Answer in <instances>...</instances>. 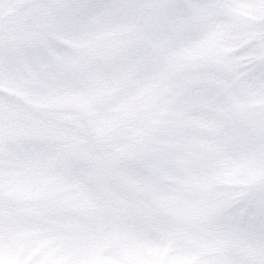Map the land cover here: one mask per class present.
I'll list each match as a JSON object with an SVG mask.
<instances>
[{
  "label": "snow or ice",
  "instance_id": "snow-or-ice-1",
  "mask_svg": "<svg viewBox=\"0 0 264 264\" xmlns=\"http://www.w3.org/2000/svg\"><path fill=\"white\" fill-rule=\"evenodd\" d=\"M0 264H264V0H0Z\"/></svg>",
  "mask_w": 264,
  "mask_h": 264
}]
</instances>
